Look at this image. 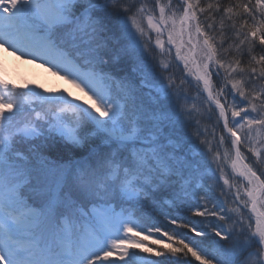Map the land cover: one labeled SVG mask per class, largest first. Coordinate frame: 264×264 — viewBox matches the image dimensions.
I'll list each match as a JSON object with an SVG mask.
<instances>
[{"label": "snow or ice", "instance_id": "snow-or-ice-1", "mask_svg": "<svg viewBox=\"0 0 264 264\" xmlns=\"http://www.w3.org/2000/svg\"><path fill=\"white\" fill-rule=\"evenodd\" d=\"M0 48L88 97L0 77V264H264V0H0Z\"/></svg>", "mask_w": 264, "mask_h": 264}, {"label": "rangeland", "instance_id": "rangeland-1", "mask_svg": "<svg viewBox=\"0 0 264 264\" xmlns=\"http://www.w3.org/2000/svg\"><path fill=\"white\" fill-rule=\"evenodd\" d=\"M2 51L0 50V77L13 81L17 85L28 83L43 85L44 88H66L74 96L88 99L79 89L73 85L70 86L68 81L50 72L42 64L23 58L11 50L2 48Z\"/></svg>", "mask_w": 264, "mask_h": 264}, {"label": "bare ground", "instance_id": "bare-ground-1", "mask_svg": "<svg viewBox=\"0 0 264 264\" xmlns=\"http://www.w3.org/2000/svg\"><path fill=\"white\" fill-rule=\"evenodd\" d=\"M0 50L2 51V48H0ZM3 52V51H2ZM4 54V53H3ZM70 86H72V84H70ZM79 92V91H78ZM77 94H79V93H77Z\"/></svg>", "mask_w": 264, "mask_h": 264}, {"label": "trees", "instance_id": "trees-1", "mask_svg": "<svg viewBox=\"0 0 264 264\" xmlns=\"http://www.w3.org/2000/svg\"><path fill=\"white\" fill-rule=\"evenodd\" d=\"M175 71L179 72V68H176Z\"/></svg>", "mask_w": 264, "mask_h": 264}]
</instances>
